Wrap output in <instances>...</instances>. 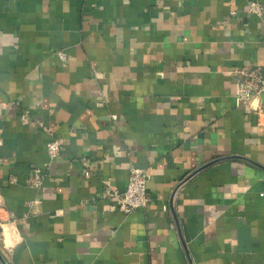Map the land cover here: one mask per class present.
<instances>
[{"label": "crops", "instance_id": "0c3cea01", "mask_svg": "<svg viewBox=\"0 0 264 264\" xmlns=\"http://www.w3.org/2000/svg\"><path fill=\"white\" fill-rule=\"evenodd\" d=\"M249 1L0 0V264H264V116L237 98L264 79ZM131 165L151 200L126 213L98 195Z\"/></svg>", "mask_w": 264, "mask_h": 264}, {"label": "built area", "instance_id": "2783aa9c", "mask_svg": "<svg viewBox=\"0 0 264 264\" xmlns=\"http://www.w3.org/2000/svg\"><path fill=\"white\" fill-rule=\"evenodd\" d=\"M247 10L259 17L263 16L264 6L261 2L257 0H250L247 4ZM237 14V10L231 11V15ZM59 57L63 60L66 59V52L63 50L58 51ZM249 75L255 76L251 73ZM264 89V79L261 80V85L259 88H254L250 82H241L238 85L237 98L241 105L256 112L258 119L262 122L264 116L263 102L257 98L261 91ZM28 111L25 112L23 117L27 115ZM116 118V115H113ZM62 140L60 138H52L47 143V151L52 158L57 157L61 151ZM85 173L89 174V169L86 167ZM42 181L39 172L35 174L33 178V184L35 186H40ZM99 199L113 198L118 205L119 209L128 213L136 210L140 207H146L150 202V195L148 193V183L145 176V169L131 165L129 168V178L127 186L124 190H118L111 187L104 188L99 193ZM14 226V223H12ZM13 226L9 225L7 222L0 221V242L4 250H12V234L10 235L11 228Z\"/></svg>", "mask_w": 264, "mask_h": 264}, {"label": "water", "instance_id": "95a60500", "mask_svg": "<svg viewBox=\"0 0 264 264\" xmlns=\"http://www.w3.org/2000/svg\"><path fill=\"white\" fill-rule=\"evenodd\" d=\"M262 102H263V104H264V90H263V94H262ZM214 161H215V160H213V161H211V162H208L207 164H205V165L201 166L200 168H198L197 170H195L193 173H196V172L199 171L200 169H202V168H204V167H206V166L212 164ZM193 173H192V174H193Z\"/></svg>", "mask_w": 264, "mask_h": 264}]
</instances>
